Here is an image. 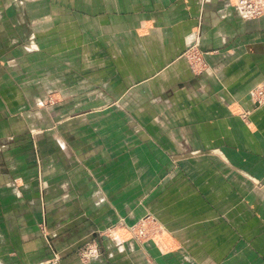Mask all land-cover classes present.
<instances>
[{"label":"crops","instance_id":"crops-1","mask_svg":"<svg viewBox=\"0 0 264 264\" xmlns=\"http://www.w3.org/2000/svg\"><path fill=\"white\" fill-rule=\"evenodd\" d=\"M191 44L206 52L201 73ZM1 48L0 141L34 131L38 169L28 140L11 143L0 264H264V101L252 97L264 13L242 18L228 0H2ZM23 94L55 100L66 160L8 114Z\"/></svg>","mask_w":264,"mask_h":264},{"label":"rangeland","instance_id":"rangeland-1","mask_svg":"<svg viewBox=\"0 0 264 264\" xmlns=\"http://www.w3.org/2000/svg\"><path fill=\"white\" fill-rule=\"evenodd\" d=\"M0 1H2V0H0ZM228 1L231 2V5L236 9L237 13L241 16L242 12L239 10V8H237V0H228ZM248 2H252V4L256 7V9H260L261 14L264 13V0H248ZM259 15L260 14H257V15L253 14V16L249 17V18H255V17H258ZM241 17L243 18V16H241ZM244 18H248V17H244ZM3 48H4V51L7 49V47L6 48L3 47ZM3 48L0 49L2 51V53H3ZM29 51H31V50H29ZM185 52H186V55H189V56L191 55V57H193V61H189V62L192 66V69L195 72L201 73L203 70H205L208 67L207 62L202 57V54H205L206 52L202 51L198 46L191 44L188 46V48L185 50ZM3 57H4L3 54H1L0 58H3ZM196 57L199 58V60H196L197 59ZM2 63L5 65V62H2ZM33 64H34V62H33ZM3 67L0 69H3ZM1 72H2V70H1ZM258 91H262L264 94V84L263 83L258 85L257 87H255L254 90L252 91V97L257 102H258V100H256L257 99L256 93ZM34 95L35 94L27 95V97H26V94H23V98H25L26 101L25 100H24L25 102L20 101V104L22 103V105H24L25 107H23L22 110L20 109L17 111H15L13 109L12 111H9L8 114H11V112H12V114L16 115L17 112L22 111L24 118L27 119L29 124H32V127L34 129L38 128V127L40 128L39 132L40 133L42 132V134L44 136V138L41 139V141L43 140V141L48 142V143H46V142L44 143V146L48 145V148L45 149V156H48V155L52 156L53 160H57V161L62 162L64 159L66 160V157L64 158V154L61 152V149H64L65 144L62 141L58 140L56 138V136H52L55 133L57 135L62 134L61 127H58V125H57L59 122H57V119L55 118V116H58V117L60 116V118H61L62 113L60 115L59 114L55 115V112L57 111V109L52 108L55 100L52 101L51 97H49L48 100L45 102H43V100L36 102V96H34ZM30 97H32V98H30ZM262 97H263V99H261V101H264V96H262ZM5 103H6L5 101H4V104H3V102H0V105L3 104L5 106ZM25 103L27 105H25ZM6 105H7V103H6ZM60 121H62V120H60ZM52 123H55L56 125L55 126L54 125L47 126L48 124H52ZM60 123H62V122H60ZM35 124H37L38 127H36ZM56 126L58 128H55ZM53 128L56 131L55 133L52 132ZM33 134H35L34 131H31V132L28 131L27 136H25V138H23L22 141H15L14 139H13V141H12V139H5V141H0V172H3L5 169H13L10 166V164H8V159H7L6 154H5V152L8 149H11L10 148L11 143L17 144V143L24 142L25 140H28L27 142H29V144L31 146H33V150L31 149L32 159H31V163L29 164V169H38V162H37L38 157L36 156L37 155L36 150H35L36 146L33 145L34 144ZM51 144H52V146H51ZM52 150H54V151L52 152ZM26 166L27 165L23 166L22 169H26ZM65 168H67V165H65ZM237 179H239V178L237 177ZM237 179H235V180L237 181ZM38 227H39V230L42 234H45V231L46 232L48 231V227H47L45 220L40 221L38 223ZM47 235H48V233H47ZM1 241H2V239H0V242ZM0 247H2L1 243H0ZM0 255H3V254L0 253Z\"/></svg>","mask_w":264,"mask_h":264},{"label":"built area","instance_id":"built-area-1","mask_svg":"<svg viewBox=\"0 0 264 264\" xmlns=\"http://www.w3.org/2000/svg\"><path fill=\"white\" fill-rule=\"evenodd\" d=\"M237 8H239V10L242 12L241 16L243 17L249 18L252 17L253 14L255 15L261 14L260 9H256V7L252 4V2H248V0H237ZM189 58H191V60L193 61V57H191V55L189 56ZM196 60H199V58H197ZM256 96H257L256 100L260 102L261 99H263L262 96H264V94L262 91H258L256 93ZM134 229L139 236L145 235L146 230L143 223L135 227ZM93 253H94V247L87 245L85 249L81 250L80 256L83 260H87L93 255Z\"/></svg>","mask_w":264,"mask_h":264}]
</instances>
